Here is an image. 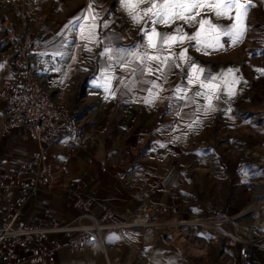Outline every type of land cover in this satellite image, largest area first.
Masks as SVG:
<instances>
[{
	"label": "crops",
	"instance_id": "1",
	"mask_svg": "<svg viewBox=\"0 0 264 264\" xmlns=\"http://www.w3.org/2000/svg\"><path fill=\"white\" fill-rule=\"evenodd\" d=\"M90 4L93 14H98L94 29ZM258 6L261 9L262 0ZM250 11L243 21L246 31L235 45L222 35L224 47L219 50L198 51L194 41L173 48L177 56L187 49L191 62L204 69L202 79L218 78L213 83L219 85L216 95L220 98L213 100L215 111L206 112L208 101L195 95L206 89L188 84L189 63L175 59L171 70H165L166 81L146 70L143 75L133 74L131 68L139 67L137 62L128 69L123 61L117 63L115 50L145 45L141 29L151 26L134 23L120 0L0 1V26L24 16L21 40L31 48L34 73L44 91L95 126L93 139L84 148H47L49 160H65L68 172L54 187H41L28 198L21 209L22 219L40 227L65 225L87 210L96 218L106 215L113 223H131L124 230L103 234V253L94 245L72 254L62 234H49L25 250L59 247L50 264H241L238 246L229 245L224 236L236 233L250 242L247 247L255 263L264 264V179L253 180L264 172V164L247 166L246 153L240 150L230 161L229 146L219 142L220 137L230 135L231 122L239 120L232 112L237 105L239 62L248 42ZM208 15L217 25L234 23L227 17ZM178 25L189 35L198 27L178 20L156 28L172 33ZM93 31L96 39L90 40ZM105 47L114 50L113 59L101 54ZM7 49L0 34V90L14 73L3 60ZM229 69L233 72L228 73ZM153 80L162 90L152 88ZM149 89L158 93L152 103L145 102L152 99ZM230 89L235 95H229ZM5 116L0 101V127ZM237 134L242 138L247 131L239 127ZM35 146L23 128L0 135V225L20 194L18 189L7 191V179L20 162L30 158ZM69 182L74 187H68ZM145 204L148 209L142 210ZM145 217L148 223L142 222ZM224 217H231L232 222L222 221ZM153 220L170 224L157 227Z\"/></svg>",
	"mask_w": 264,
	"mask_h": 264
},
{
	"label": "built area",
	"instance_id": "2",
	"mask_svg": "<svg viewBox=\"0 0 264 264\" xmlns=\"http://www.w3.org/2000/svg\"><path fill=\"white\" fill-rule=\"evenodd\" d=\"M23 17L19 15L14 24L3 26L2 38L8 45L3 60L11 65L14 73L12 81L0 90V101L4 104L6 115L1 123L0 135L23 128L35 142L36 150L27 161L20 162L7 179V191L18 189L20 194L10 216L4 218L0 225V264H44L45 261L50 264L54 261V251L59 247L52 250L44 247L25 249L49 234L64 235L67 239L65 247L72 254L83 253L94 245L103 249V234L124 230L131 223H113L106 215L96 218L87 210L65 225L51 223L40 227L22 219L21 209L28 198L41 187H54L68 172L65 160H49L47 148L51 145L72 150L84 148L92 141L95 129L92 121L79 117L65 103L53 99L44 91L34 73L31 48L21 40L25 29ZM74 185L69 182L68 187ZM141 209L147 210L148 207L145 204ZM148 220L145 217L142 222L148 223ZM222 221L231 222L226 217ZM153 225L162 227L163 224L153 222ZM187 234L184 232L182 235ZM224 236L228 237L229 245L238 246L241 264H256L252 249L247 247L250 242L240 239L236 233ZM195 241L193 246H197Z\"/></svg>",
	"mask_w": 264,
	"mask_h": 264
},
{
	"label": "snow or ice",
	"instance_id": "3",
	"mask_svg": "<svg viewBox=\"0 0 264 264\" xmlns=\"http://www.w3.org/2000/svg\"><path fill=\"white\" fill-rule=\"evenodd\" d=\"M120 4L128 12L134 23L144 22L146 25L151 26L141 29L147 39L145 45H139L131 51L126 49L115 50L117 63L123 61V67L128 69L133 62H137L139 67L131 68L133 74L139 72L143 75L146 70L150 75L159 73L157 79L163 78L166 81L167 73L165 70H171L175 59L183 60L189 63L191 67L192 75L188 79V84L198 83L200 88L206 89L203 92L197 91L195 95L202 96L208 101L206 112L215 111L213 100L220 97L216 95L219 85L213 83V81L218 78L208 76L202 79L201 74H203L204 69L198 68L191 62L186 55L187 49H183L177 56L173 48L177 44L182 45L185 41H194L198 51L208 48L219 50L224 47L220 43L222 35L229 37L232 44L235 45L242 39L246 31V25L243 21L246 18L249 4L241 3V0H120ZM233 10H235L234 16L232 15ZM209 13L215 17H227L232 19L234 23L230 27L214 24L211 16L208 15ZM89 16L93 21L92 28L94 29L98 14H93L91 4L89 5ZM198 17L199 19H197ZM178 20L189 26L198 25V27L191 35L184 31L182 25H178L172 33L159 32L156 28L157 24L170 26ZM105 27H107V24H105ZM89 39H96L94 31L90 33ZM101 54L106 55L109 59L114 58V50L110 47H105ZM125 56L132 57V60L124 61ZM175 66L178 67L179 65ZM232 72V69L228 70V73ZM151 84L152 88L162 90L161 85L157 84L155 80L151 81ZM177 91L184 90L178 88ZM149 92L152 99L146 100V103H152L153 99L158 96V93H151V89H149ZM229 95H235V92L230 89Z\"/></svg>",
	"mask_w": 264,
	"mask_h": 264
},
{
	"label": "rangeland",
	"instance_id": "4",
	"mask_svg": "<svg viewBox=\"0 0 264 264\" xmlns=\"http://www.w3.org/2000/svg\"><path fill=\"white\" fill-rule=\"evenodd\" d=\"M258 2L259 0H247L248 10L251 8L248 15V21L251 24L247 26L249 36L245 54L239 62L241 75L239 90H236L235 103L237 105L232 112L239 115V120L231 122L230 135H224L223 137L219 135V142L229 146L230 161H233V156L238 150L244 151L247 166L249 164L254 165L256 162L264 164V0H262L261 9H259ZM254 6L253 14L252 9ZM3 26V24L0 26L1 38L3 37ZM239 127L240 129H246L247 134L245 137H238ZM260 179H264V172L259 173L258 178L253 180ZM253 180L250 183L253 184ZM247 190L250 192L251 187ZM226 218L232 222L231 217ZM154 222L156 223V221ZM162 224L164 228H168L170 223L162 222ZM188 234L184 237H188ZM100 250L103 253L102 248ZM182 252L185 253V251Z\"/></svg>",
	"mask_w": 264,
	"mask_h": 264
}]
</instances>
